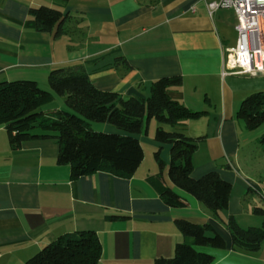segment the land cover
<instances>
[{
  "label": "crops",
  "instance_id": "1",
  "mask_svg": "<svg viewBox=\"0 0 264 264\" xmlns=\"http://www.w3.org/2000/svg\"><path fill=\"white\" fill-rule=\"evenodd\" d=\"M40 7L70 14L72 21L63 25L67 33L56 37L57 29L28 28L31 11ZM236 23L229 9L211 17L203 0H0V84L32 81L51 91V72L80 68L101 91L145 99L154 82L179 76L183 84L170 88L169 96L204 112L172 128L203 138L193 156V177L215 171L232 184L229 208L215 218L172 183L171 146L151 138L153 121L148 135L137 136L145 157L128 179L105 171L73 179L71 167L57 162L55 140L13 150L0 125V264H26L61 236L79 231L97 233L103 246L98 264H154L174 257L183 241L177 220L211 224L223 235L225 249H199L215 264H264V243L258 257L234 250L226 226L234 217L242 228L256 227L263 219L255 216V208L264 206V124L250 131L237 118L247 97L264 93V75H223L224 50L237 43ZM67 109L66 98L56 96L41 111ZM100 125L92 129L119 133L109 123ZM145 141L154 154L161 149L163 183L185 200V207L167 205L148 180L160 167L155 156L147 158ZM114 215L126 218L109 220Z\"/></svg>",
  "mask_w": 264,
  "mask_h": 264
},
{
  "label": "trees",
  "instance_id": "2",
  "mask_svg": "<svg viewBox=\"0 0 264 264\" xmlns=\"http://www.w3.org/2000/svg\"><path fill=\"white\" fill-rule=\"evenodd\" d=\"M67 2L69 0H60ZM70 14L49 7L31 11L26 26L38 32L52 33L60 37L66 30L63 25L71 22ZM127 64L125 59L121 60ZM51 91L43 90L36 82L20 81L0 84V125L6 127L10 146L18 150L24 144L53 139L60 146L59 165L71 167L72 178L105 171L120 178H131L144 161V150L137 138L148 135L151 121L155 120L154 140L171 146L169 177L179 189L201 202L215 218L229 208L232 184L218 172L203 177H193V156L203 138H190L179 131H167L165 125L178 128L204 112H195L172 99L168 90L179 87L183 79L179 76L162 78L154 82L147 98L124 99L120 94L101 91L95 87L84 69H60L50 73ZM56 96L66 98L67 110L53 112L41 108L53 103ZM237 118L243 120L250 131L264 124V93L247 97L241 104ZM92 123H109L119 133H99ZM264 144V135L261 138ZM160 172L148 180L161 199L170 207L183 208L185 200L163 183L165 167L161 149L155 154ZM256 214L264 216L262 208ZM119 220L124 216H109ZM177 229L183 241L175 246L172 258H158L154 264H215L212 255L199 252L196 247L225 249L226 240L211 224H195L177 220ZM233 249L246 253L261 250L264 243V221L261 227L242 228L234 217L226 222ZM103 255V246L94 231H79L61 236L48 245L26 264H98Z\"/></svg>",
  "mask_w": 264,
  "mask_h": 264
},
{
  "label": "built area",
  "instance_id": "3",
  "mask_svg": "<svg viewBox=\"0 0 264 264\" xmlns=\"http://www.w3.org/2000/svg\"><path fill=\"white\" fill-rule=\"evenodd\" d=\"M203 1L211 17L222 9L236 15L237 43L224 50L223 75H264V0Z\"/></svg>",
  "mask_w": 264,
  "mask_h": 264
},
{
  "label": "rangeland",
  "instance_id": "4",
  "mask_svg": "<svg viewBox=\"0 0 264 264\" xmlns=\"http://www.w3.org/2000/svg\"><path fill=\"white\" fill-rule=\"evenodd\" d=\"M236 25H237V23H236ZM58 103V102H57ZM52 104V103H51ZM50 105V104H49ZM92 126H101L100 125V123H92ZM157 127H158V123L155 121V120H153V123H152V126H151V138H153L154 139V137H155V133H156V129H157ZM95 128V127H94ZM93 128V129H94ZM165 130H167V131H173L172 130V127L171 126H168V125H165ZM94 131H96V130H94ZM99 133H104V132H99ZM153 136V137H152ZM146 137H148V136H146ZM144 148H145V151H146V153H147V158H149V160H153V157H154V152H153V149L150 147V145L148 144V142L147 141H145L144 142ZM150 162V161H149ZM260 208H264V206H263V204H261V206H260ZM255 216L257 217V218H261V219H263V220H261L260 222H255V224H253V225H255L256 227H261L262 226V224H263V221H264V216L263 215H261V214H256L255 213ZM264 246V245H263ZM262 246V247H263ZM200 248H205V247H196V249L199 251V252H201L199 249ZM209 248H211V247H209ZM263 253V251H262V248H261V250L260 251H258V252H255V253H250V254H252V255H255V256H260L261 254Z\"/></svg>",
  "mask_w": 264,
  "mask_h": 264
}]
</instances>
